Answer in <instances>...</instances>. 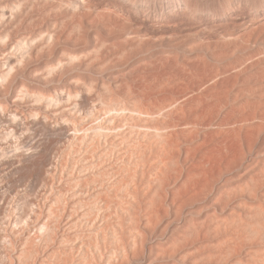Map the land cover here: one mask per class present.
I'll return each instance as SVG.
<instances>
[{
  "label": "rangeland",
  "instance_id": "1",
  "mask_svg": "<svg viewBox=\"0 0 264 264\" xmlns=\"http://www.w3.org/2000/svg\"><path fill=\"white\" fill-rule=\"evenodd\" d=\"M262 99L264 0H0V264H213L203 241L208 247L227 237L225 243L246 242L257 225L263 233L264 116L257 111L264 107ZM250 103L260 106H253L256 120L242 122L247 110L254 112ZM206 120L212 121L208 127ZM165 121L180 123L168 130L173 134H254V148L248 152L243 144L237 167H223L212 189L204 187L211 192L198 174L190 178L194 188L185 189L191 184L184 174L190 171L180 162L182 176L175 184L133 206L136 199L125 194L136 176L131 147L138 134H149ZM45 159L47 167L41 165ZM229 186L242 188L241 195L236 191L233 203L222 209L227 192L235 190ZM130 205L133 218L127 211L121 215ZM251 211L263 216L249 220L255 216H246ZM231 214L244 225L236 220L233 228ZM206 216L213 221L219 216L226 234L219 231V220L204 222ZM244 220L257 224L252 229L247 221L252 229L247 234ZM203 222L220 223L217 232L209 227L220 239L211 233L213 240L206 241L198 232L200 239L190 247L191 230ZM120 224L135 237L125 233L131 242L120 236ZM254 241L240 252L243 263L256 257L252 252H264V242ZM215 244L211 248L220 246ZM119 247L125 255L117 254Z\"/></svg>",
  "mask_w": 264,
  "mask_h": 264
},
{
  "label": "bare ground",
  "instance_id": "2",
  "mask_svg": "<svg viewBox=\"0 0 264 264\" xmlns=\"http://www.w3.org/2000/svg\"><path fill=\"white\" fill-rule=\"evenodd\" d=\"M20 45V44H19ZM25 48V47H24ZM21 50V49H20ZM12 58V57H11ZM11 63V62H10ZM11 66V65H10ZM12 67V66H11ZM10 70V69H9ZM10 74V73H9ZM3 80V79H2ZM40 99V98H39ZM254 100V99H253ZM252 100V102H254ZM263 100V99H262ZM54 101V100H53ZM256 101V100H255ZM258 101H256L255 103H257ZM260 103H261V100L259 101ZM38 103V102H37ZM263 105H260V106H264V100H263ZM261 103V104H262ZM247 104H249V102L247 103ZM251 104V108L250 109H252L253 108V106H256V104L255 105H252V103H250ZM259 105V104H258ZM246 106H248V105H246ZM259 106V107H260ZM44 107V106H43ZM259 107H257L256 106V108L257 109H259ZM249 108V107H248ZM255 108V109H256ZM262 108V107H261ZM261 108H260V110H257V111H260L259 112V114L260 113H262L261 115H259L260 116V118L262 119L263 118V116H264V110H261ZM264 108V107H263ZM262 108V109H263ZM43 109H45V108H43ZM245 109H247V108H245ZM66 110V109H65ZM162 111H164V110H162ZM252 111V110H251ZM253 111H254V108H253ZM73 112V111H72ZM250 112V111H249ZM160 113V112H159ZM258 112H250V113H248V110L245 112V114H247V115H243V119H242V122H244L243 120H246V121H248L249 119L250 120H252V119H254V120H256L255 118H256V114H257ZM73 114V113H72ZM71 115V114H70ZM185 115V114H184ZM188 115H189V113H188ZM194 115V114H193ZM257 115V116H258ZM150 116V115H149ZM168 116V115H167ZM259 116H258V118H259ZM1 117V116H0ZM188 117V116H187ZM137 118H138V116H137ZM192 118V117H191ZM193 118H194V116H193ZM259 118V119H260ZM77 119V118H76ZM142 119V118H141ZM163 119V118H162ZM183 119V118H182ZM197 119V118H196ZM241 119V118H240ZM258 119V120H259ZM260 119V120H261ZM264 119V118H263ZM79 120V119H78ZM139 120V119H138ZM143 120V119H142ZM178 119H176V121H177ZM187 119H185L184 121H183V123L181 122V119H180V123H182L183 125H186V124H189L190 125V122H188V120L186 121ZM4 121V120H3ZM8 121V120H7ZM41 121H43V120H41ZM48 121V120H47ZM170 121V120H169ZM168 121V122H169ZM207 121V120H206ZM206 121H205V125H207V127H208V125L209 124H211V122L212 121H210L209 123H208V121H207V123L208 124H206ZM5 122H6V120H5ZM9 122H10V120H9ZM35 122V121H34ZM44 122V121H43ZM124 122V121H123ZM137 122V121H136ZM150 122V121H149ZM158 122V121H157ZM167 121H165L164 122V124H162V125H160L159 127H156L155 129H153V131H151V133H149V134H138V143L136 144V146L134 147V148H132L131 147V155L137 160V165H136V167L134 168L135 170H133L134 172H132V173H135L136 174V176H134L133 177V180L132 179H130L131 178V176H130V180H132V184L134 185H132L133 186V188L131 189V190H128V192H125V194L126 193H128L130 196H131V198L133 197V198H135L136 200H133V199H131V198H129L128 199V194H127V198H126V201H127V199L128 200H132V201H134L135 203H133V206H136V205H134V204H138L137 206H139L140 204L139 203H137V201H140V202H142V204H143V202H144V200H145V198L146 197H149V196H153L154 194H156V196H155V198H157V197H159L160 195L158 194L160 191H162V190H166V189H163V188H166V186L167 185H169L172 181H173V183L175 184V182H176V179L175 178H177V175L179 176V177H181L182 176V170L180 169V167L181 166H179L180 164V162L183 164L182 165V167H184V169L185 170H187V172H189V173H187V174H184L185 175V177H186V180H188L189 182L191 181H193V179H190V178H194L193 176H191V175H197L196 177H198V176H201L202 175V177L200 178L199 177V179L198 180H202V182H200V181H195L194 183H196V186L197 185H201V183L204 185H201L202 187H203V189H205V188H209L210 190L212 189V188H210V186L211 185H213V183L218 179V177H220L221 176V174H222V170H223V167H224V169L225 170H227V171H231V170H233L235 167H237V165L239 164V162H240V160H241V158H242V154H243V152H244V150H246L245 149V147L247 148V151L248 152H251L252 150H253V139H254V134H212L211 132H209V133H211V134H184V131H182V132H179V134H173V132L172 131H170V132H172V133H170L168 130L169 129H171V128H173V127H178L179 125H180V123H179V125L177 126L175 123H174V125H172L173 124V120H172V124L170 125V124H168V122L166 123ZM198 122V123H197ZM197 122H195L196 124L195 125H197L198 127L200 126H205L202 122H199V121H197ZM241 122V121H240ZM11 123V122H10ZM38 123V122H37ZM155 123V122H154ZM246 123V122H245ZM12 124H14V123H12ZM33 124V123H32ZM191 124H193V123H191ZM218 124V123H217ZM17 125V124H16ZM53 125V124H52ZM62 125V124H61ZM119 125V124H118ZM182 125V126H183ZM188 125V126H189ZM46 126V125H45ZM158 126V125H157ZM187 126V125H186ZM17 127V126H16ZM59 127V126H58ZM66 126H64V128H65ZM197 127V128H198ZM206 127V128H207ZM52 128V127H51ZM50 128V129H51ZM67 128V127H66ZM118 128V127H117ZM145 128V127H144ZM194 128V127H193ZM196 127L194 128V130L195 129H197ZM205 128V127H204ZM108 129V128H107ZM175 129V128H174ZM181 129V128H180ZM200 129V128H199ZM130 130V129H129ZM192 130V129H191ZM50 131V130H49ZM110 131V130H109ZM132 131V130H131ZM189 131V130H188ZM144 132V131H143ZM169 132V133H168ZM191 132V131H190ZM193 132V131H192ZM197 132H198V130H197ZM64 133V132H63ZM127 133V132H126ZM175 133V132H174ZM176 133H178L177 132V130H176ZM181 133V134H180ZM112 134V133H111ZM108 135V134H107ZM110 135V134H109ZM122 135V134H121ZM133 135V134H132ZM116 137H117V135H116ZM116 137H114V139L116 138ZM131 137V136H130ZM124 138H126V137H124ZM132 139V138H131ZM117 140V139H116ZM119 140H122V138L121 139H119ZM127 140V139H126ZM130 140V139H129ZM193 140H198V143L195 145H193V146H191L189 149H186V150H182L181 149V146L182 145H184V143H187V142H189V141H193ZM111 141V140H110ZM115 141V140H114ZM124 141V140H123ZM122 141V142H123ZM132 141V140H131ZM135 141V140H134ZM116 142V141H115ZM119 142V141H118ZM129 144H130V142H128ZM121 144H123V143H121ZM243 144H245V147H244V149H243ZM125 145V144H124ZM116 146V145H115ZM119 146V145H118ZM185 146V145H184ZM186 147V146H185ZM189 147V146H188ZM123 148V147H122ZM128 149H130V148H128ZM135 149V150H134ZM120 150V149H119ZM128 152H129V150H128ZM185 156V157H184ZM186 156H187V158H186ZM47 157V156H46ZM45 158V157H44ZM128 158V157H127ZM132 158V157H131ZM31 159V158H30ZM47 159V158H46ZM44 160V161H42V164L40 163L41 161H39L38 163H40L43 167L44 166H46L47 167V164L49 165L50 164V161H49V159L48 160ZM39 160V159H38ZM41 160V159H40ZM133 160V159H132ZM135 160V161H136ZM12 161V160H11ZM51 162H52V160H51ZM11 163V162H10ZM189 163H191V166L189 167ZM6 165H7V163H5ZM12 164V163H11ZM10 164V165H11ZM133 164V163H132ZM189 164V165H188ZM41 166V167H42ZM45 167V168H46ZM120 167V166H119ZM128 167V166H127ZM132 167V166H131ZM44 168V169H45ZM41 170H42V168H41ZM120 170V169H119ZM129 170V169H128ZM122 171V170H121ZM124 171V170H123ZM259 171H261V170H259ZM120 172V171H119ZM125 172V171H124ZM130 172V173H131ZM40 173V172H39ZM42 173V172H41ZM43 173H44V171H43ZM185 173V172H184ZM228 173V172H227ZM259 173V172H258ZM257 173V174H258ZM129 174V173H128ZM200 174V175H199ZM218 174V175H217ZM40 175V174H39ZM43 175V174H42ZM123 175V174H122ZM134 175V174H133ZM132 175V176H133ZM259 175H260V173H259ZM44 176V175H43ZM189 176H191V177H189ZM249 176V175H248ZM41 177V176H40ZM187 177H189L188 179H187ZM261 177H264V176H261ZM42 178V177H41ZM250 178H251V176H250ZM260 178V177H259ZM128 179V180H129ZM174 179H175V181H174ZM196 179V178H195ZM256 179V178H255ZM181 180H184V177L183 178H181ZM181 181V182H179V183H183L184 184V182H187V181ZM249 180H252V182L251 183H253L255 180H254V178L253 179H249ZM254 180V181H253ZM110 181V180H109ZM177 181H178V179H177ZM257 181V180H256ZM255 181V183H253L255 186H257L256 184H258L257 182ZM259 181H260V179H259ZM190 182V184L191 185H189V183H188V185H185V189H188V188H186V186H188V187H190V186H194L195 184H192ZM200 182V184H198ZM108 183V182H107ZM129 183V182H128ZM178 183V184H179ZM219 183V182H218ZM130 184V183H129ZM239 184V183H238ZM241 184V183H240ZM253 184H251V186L253 185ZM131 185V184H130ZM173 185V184H172ZM171 185V186H172ZM220 185H221V183H220ZM236 185H237V183H236ZM244 185V184H243ZM246 185H248V184H245V186ZM252 186L253 187V191H255L256 190V188H255V186ZM170 186V185H169ZM170 186V187H171ZM181 186H182V184H181ZM195 186V187H196ZM228 186V185H227ZM249 186H250V184H249ZM250 186V187H251ZM258 186H259V184H258ZM128 187V186H127ZM184 187V186H183ZM205 187V188H204ZM215 187V186H214ZM214 187H213V189H214ZM217 187V186H216ZM230 187V186H229ZM238 187V186H237ZM251 187V188H252ZM261 187V186H260ZM144 188H145V190H144ZM147 188V189H146ZM176 188V187H175ZM191 189L192 188H194V187H190ZM218 188V187H217ZM222 187H220V189H221ZM233 187H230V189H232ZM236 188V187H235ZM235 188H233V189H235ZM240 187H238L237 188V190L235 189V190H231V194L228 196V193H229V191L227 192V195H225L226 197H228V198H226V197H224L223 195V199L224 198H226V199H224V200H226V201H223V203H221L220 204V201H219V203L218 204H220V206H221V208L222 209H225V208H227V206H228V204L229 203H233V199H234V197L235 196H237L238 195V193L240 194L241 192H238V191H241L242 190V188H241V190L239 189ZM251 188H249V190L251 189ZM258 188V187H257ZM162 189V190H161ZM190 189V190H191ZM219 188L217 189V190H220ZM223 189V188H222ZM230 189H227L226 188V190H230ZM239 189V190H238ZM248 189V187H246V189L244 188V190H247ZM160 190V191H159ZM172 190H174L173 188H172ZM177 190V189H176ZM181 190H184V189H181ZM205 190H207V189H205ZM206 191V192H211V191ZM216 190V191H217ZM126 191V190H125ZM186 191V190H185ZM198 191V190H197ZM235 191V192H234ZM236 191H237V195H236ZM248 191V190H247ZM154 192V193H153ZM172 192V191H171ZM177 191H175L174 192V194L176 193ZM199 192V191H198ZM200 192H202V191H200ZM204 192V191H203ZM213 192V191H212ZM251 192V191H250ZM153 193V194H152ZM160 193H162V192H160ZM165 193V192H164ZM173 193V192H172ZM181 193V192H180ZM187 193V192H186ZM186 193H184V194H186ZM191 193V192H190ZM192 193H193V190H192ZM222 193H224V190H223V192ZM226 193V192H225ZM247 193V192H246ZM252 193V192H251ZM255 193V192H254ZM152 194V195H151ZM173 194V195H174ZM176 194H178V193H176ZM197 194V193H196ZM205 194H207V193H205ZM215 194V193H214ZM217 194H219V193H217ZM221 194V193H220ZM243 194H244V191H243ZM250 193H248V195H249ZM149 195V196H148ZM162 195V194H161ZM171 195V194H170ZM181 195V194H180ZM202 195H204L203 193H202ZM241 195V194H240ZM247 195V196H248ZM122 196V195H121ZM125 196V195H124ZM175 196V195H174ZM173 196V198L175 199V198H179L178 196L177 197H174ZM183 196V195H182ZM190 196H191V194H190ZM193 196V195H192ZM201 196V195H200ZM207 196V195H206ZM219 196V198H220V196L221 195H218ZM217 196V197H218ZM250 196V195H249ZM255 196V195H254ZM185 197V196H184ZM202 197V196H201ZM214 197V196H213ZM259 197V196H258ZM152 198V197H151ZM153 198H154V196H153ZM161 198V197H160ZM183 198V197H182ZM186 198V197H185ZM188 198V197H187ZM218 198V199H219ZM236 198V197H235ZM251 198H253V197H251ZM255 198V197H254ZM124 199V198H123ZM149 199V198H148ZM181 199V198H180ZM198 199V198H197ZM197 199H196V201H197ZM204 199V198H203ZM220 199H222V197L220 198ZM153 200V199H152ZM154 200H156V199H154ZM159 200V199H158ZM176 200V199H175ZM184 200H187V199H184ZM200 200V199H199ZM216 200V199H215ZM132 201H127V202H129V203H132ZM146 201V200H145ZM147 201H149V200H147ZM150 201H151V199H150ZM126 202V203H127ZM173 202V201H172ZM176 202V201H175ZM178 202V201H177ZM181 202V201H180ZM183 202V201H182ZM125 203V204H126ZM146 203V202H145ZM151 203V202H150ZM187 203H189V202H187ZM242 203H243V201H242ZM181 204V203H180ZM179 204V205H180ZM190 204V203H189ZM235 204V203H234ZM233 204V205H234ZM256 204V203H255ZM255 204H254V206H255ZM260 204V203H259ZM262 204V203H261ZM129 205V204H128ZM132 205V204H131ZM127 206L128 208H129V210H126L127 209V207L125 206L124 208H126L125 210H124V208L122 209V211H121V215H122V212L124 211H127L128 213V215L130 214L129 213V211L131 210L132 211V209L134 208L133 206ZM178 205V204H177ZM182 205V204H181ZM184 205V204H183ZM244 204H242V206H243ZM136 206V207H137ZM176 206V205H175ZM241 205H239V207H240ZM245 206V205H244ZM243 206V207H244ZM253 206V208H255ZM123 207V206H122ZM121 207V208H122ZM131 207H133V208H131ZM237 207V206H236ZM235 207V208H236ZM242 207V208H243ZM246 207V206H245ZM244 207V208H245ZM248 207V206H247ZM258 207V206H257ZM257 207H256V209H257ZM264 207V206H263ZM177 208V207H176ZM175 208V209H176ZM216 208V207H215ZM241 208V209H242ZM250 208V207H249ZM252 208V207H251ZM179 209V208H178ZM217 209H219V208H217ZM221 209V210H222ZM232 209V208H231ZM230 209V210H231ZM246 209V208H245ZM121 210V209H120ZM215 210V209H214ZM243 210V209H242ZM251 210V209H250ZM249 210V211H250ZM96 211V210H95ZM254 211V210H253ZM257 211H259V210H257ZM261 211V210H260ZM264 210H262V212H263ZM179 212V211H178ZM214 212V211H213ZM224 212V211H223ZM231 212V211H230ZM237 212H239V211H237ZM236 212V213H237ZM255 212V211H254ZM261 212V213H262ZM126 213V212H125ZM132 213V212H131ZM212 213V212H211ZM233 213V212H232ZM246 213H247V210H246ZM250 212H248V215L246 214V216H253L254 214H255V216H253V217H256V218H250V217H245V215H244V219H249V220H252V219H259L257 216H256V214L258 215V214H260V213H252V211H251V214H249ZM125 215V216H127V219H130V218H133V217H131L132 216V214H130V218H129V216L128 215ZM214 214H215V212H214ZM226 214V213H225ZM230 213H229V210H228V215H229ZM243 214H244V211H243ZM253 214V215H252ZM264 214V213H263ZM207 215L209 216V214L207 213ZM216 215V214H215ZM234 215H235V217L236 216H238V217H234ZM262 214H260V218L263 216H261ZM124 216V215H123ZM208 216H206L207 218L206 219H204V222L205 221H208L209 223H211L214 219L213 218H211V220H210V217L208 218ZM212 216V215H211ZM231 216H233V220H232V218H230L233 222L231 223V221H230V225H232V227H233V223H234V225H238V223H237V221L236 220H238L239 218H240V216L239 215H237V214H231ZM230 216V217H231ZM259 216V215H258ZM215 217V216H214ZM219 217V216H218ZM218 217L216 216V219L217 220H215V221H213L214 223H216L219 219H218ZM222 217H224V216H222L221 215V218ZM226 217V216H225ZM225 217L223 218L224 219V221H225ZM264 217V216H263ZM263 217L259 220V222H263L264 223V219H263ZM120 218V217H119ZM121 218H123L122 216H121ZM125 218V220H121L123 223L124 222H126V221H129V220H127L126 219V217H124ZM243 218V217H242ZM190 219V218H189ZM188 219V220H189ZM223 219H221L222 221H223ZM227 219V218H226ZM118 220H120V219H118ZM131 220L132 219H130V222H131ZM211 222H210V221ZM235 220V221H234ZM249 220H247V221H249ZM133 221V220H132ZM190 221H192V219L190 220ZM238 221H240V222H242L241 221V219L240 220H238ZM245 221V220H244ZM247 221H245V223H247ZM256 221V220H255ZM119 222V221H118ZM136 222V221H135ZM187 222V221H186ZM204 222H203V225H205V227L202 225V227H201V224L199 223H197L196 224V226L197 225H199V226H197V227H199L200 229L199 230H197L196 228L197 227H194V223H190L194 228L191 230L192 231V233H194L195 234V236L193 235H190V233H189V237L191 238V236H192V238H191V244H190V247H191V245L192 244H194L193 243V241H196V242H198V240L200 239L199 237L197 238V236H199V234L201 233L203 236H201V238L202 239H204V240H210V238L209 237H211V233L213 232V230H216V232H217V230H219L218 228L216 229V226L215 225H219L220 223V227H221V225L224 227L225 225H223L222 223H224V222H220V220H219V224H215L214 225V223H212L213 225H214V227H213V225H211L212 227H213V230H212V228H211V231H209V227H211V226H208L206 223H208V222H206L205 224H204ZM228 222V223H227ZM236 222V223H235ZM239 222V223H240ZM258 222V221H257ZM82 223V222H81ZM119 223H121V222H119ZM122 223V224H123ZM249 223H251L250 225V227H252V225L255 227L257 224L255 223V222H250L249 221ZM253 223V224H252ZM125 224V223H124ZM123 224V225H124ZM130 224V223H129ZM133 224H134V221H133ZM187 224L189 225V223L187 222ZM225 224V223H224ZM226 224H229V221H226ZM242 224L244 225V223L242 222ZM242 224H240V225H242ZM254 224H256V225H254ZM83 225V224H82ZM128 225V224H127ZM230 225H228L229 227H231ZM236 225V226H237ZM247 226H246V228H248L249 226H248V223L246 224ZM262 225V224H261ZM261 225L259 224V227H261ZM114 226H116V225H114ZM129 226H132V225H129ZM136 226V225H135ZM227 226V227H228ZM258 226V225H257ZM255 227L254 228V230L253 231H255V234L253 235V231H252V229H253V227H252V229L249 227L247 230H246V228H245V226L243 227V228H245V230H243V231H245V232H243V233H246L247 231H252L251 233H252V238H250L251 236H250V234L249 235H243V236H245L244 237V239H246V237H248V236H250V237H248V238H250V240L249 239H246L247 241H248V244H249V242L251 243V241H254V240H256V242H261L262 244H263V242H264V236H261V235H264V232L262 233L261 231H259V230H262L261 228H258V227ZM117 227V226H116ZM119 227H121L119 230L121 231H119L120 233H121V237L122 238H124V236L126 235V234H128L129 232H130V235H132V233H131V231H125V230H127L126 229V225H124V228H125V233L123 232V227H122V225L120 224V226ZM187 227V226H186ZM240 227H242V226H240ZM131 228V227H130ZM234 228V227H233ZM237 228V227H236ZM235 228V229H236ZM242 228V229H243ZM256 228H258V230L256 229ZM263 228H264V226H263ZM118 229H116L115 228V233H117L116 232V230L118 231ZM133 229V228H132ZM184 229V228H183ZM194 229H196L195 230V232H194ZM205 229H207L208 230V232L210 233V236H209V234H208V232H207V230H205ZM223 228L221 227V229L219 230V231H221ZM226 229V228H225ZM229 229H231V228H229ZM239 229V228H238ZM257 231H256V230ZM134 230H135V228H134ZM185 230H186V228H185ZM185 230H183V231H185ZM224 230V229H223ZM222 230V231H223ZM233 230V229H232ZM240 230V229H239ZM113 230H111V232H112ZM183 231H182V233H183ZM219 231H218V233H219ZM237 231V230H236ZM114 232H112L113 233V235L115 234ZM136 232H137V230H136ZM136 232L134 233V231H133V233L136 235V238L138 239V236L137 235H140L139 233L138 234H136ZM187 232V231H186ZM185 232V233H186ZM189 232V231H188ZM199 232V234L196 236V233H198ZM215 232V231H214ZM223 232H225V234H226V231L224 230ZM222 232V234L224 235V233ZM227 232H229V231H227ZM241 232H242V230H241ZM240 232V233H241ZM123 233V234H122ZM218 233H212V234H215V237H217L218 236ZM221 233V232H220ZM247 234V233H246ZM122 235H124V236H122ZM184 235V234H183ZM230 235H233V234H231L230 233ZM235 235V234H234ZM236 235H237V233H236ZM239 235V234H238ZM241 235V234H240ZM112 236V235H111ZM115 236V235H114ZM119 236V235H118ZM129 235H126L125 236V239H126V237H128ZM214 236V235H213ZM220 236H221V234H220ZM242 236V237H243ZM117 237V236H116ZM115 237V238H116ZM121 237H119V239L121 238ZM185 237V236H184ZM214 237V238H215ZM226 236H224V238H225ZM230 237V236H229ZM255 237V238H254ZM121 238V239H122ZM128 238H135V237H133V235H132V237H128ZM126 239V240H129V239ZM194 238H196V240L194 239ZM209 238V239H208ZM217 238H219V236L217 237ZM222 238V237H221ZM228 238V237H227ZM225 239V240H223V241H220V244L219 243H217L218 241H216L215 240V242L218 244V245H220V246H218L217 244H215L214 243V241H213V244H211L210 243V246L208 247V246H206V245H208V243L209 242H205V241H203L204 243H205V250H206V253L207 254H205V253H203V250H204V248H203V250L201 249L200 250V246L198 247V246H196L195 248L197 249H195L194 248V246L192 247V248H194L193 249V251H199L200 250V252L202 251V255L203 254H205V257H206V255L211 259L212 258V260H210L209 258H208V260L210 261V263L213 261V264H215L216 262V260H215V256L217 257V258H219L220 257V259H221V261H223V262H227L226 260H228V261H231L230 263H232V264H264V252H261V251H264V249L262 248V250L260 251L261 253H259L258 251L255 253V252H252V256L253 255H255L256 257L254 258V256H253V258H251V259H249L250 260V262H248V263H243L242 261H241V258H240V252L244 249V245H246V243H247V241L246 242H243V239L241 238L240 239V241H238L237 242V240H234L233 238H231L232 239V241H235L234 243L231 241V239L229 238V240L231 241V244H233V245H231L230 243H228V241H227V243H225L226 242V240H228V239ZM240 237L238 236V238H236V239H239ZM257 238V239H256ZM262 238H263V241H261L262 240ZM121 239L120 240H118V241H120V242H122L121 241ZM132 239H130V240H132ZM182 239H184L183 237H182ZM211 239L213 240V237H211ZM220 239V238H219ZM219 239H217V240H219ZM223 239V238H222ZM254 239V240H253ZM113 240H116V239H114L113 238ZM129 240V241H130ZM117 241V240H116ZM133 241H136V240H133ZM127 242V241H126ZM131 242V241H130ZM202 242V241H201ZM200 242V243H201ZM223 242V243H222ZM255 242V241H254ZM116 243V242H115ZM123 243V242H122ZM128 243V242H127ZM133 243V242H132ZM135 243V242H134ZM204 243H202V245H204ZM221 243L222 244H224V245H222L221 246ZM129 245L131 244V243H128ZM184 244V243H183ZM214 244H215V247L216 246H218L217 248H211V247H213L214 246ZM255 244V243H254ZM257 244V243H256ZM260 244V243H259ZM117 245H118V242H117ZM119 245H121V244H119ZM127 245V244H126ZM132 245V244H131ZM195 245H197V244H195ZM199 245H201V244H199ZM248 246V245H247ZM116 247V246H115ZM199 249H198V248ZM203 246H201V248H202ZM120 248V247H119ZM218 249V250H217ZM253 249V248H252ZM252 249H250L249 248V250H248V252L249 251H252ZM120 250H121V248H120ZM204 250V251H205ZM246 250V249H245ZM246 250V251H247ZM255 250H256V248H255ZM258 250V249H257ZM117 251V250H116ZM124 251V250H123ZM215 251H217V252H215ZM246 251H243V252H246ZM115 254H116V252H114ZM119 253H122V250L120 251V252H118L117 254H119ZM125 253H126V249H125ZM125 253L123 254H121L122 256L123 255H125ZM199 253V252H198ZM247 253V252H246ZM245 253V254H246ZM244 255V254H243ZM250 255V256H251ZM117 256V255H116ZM119 256H120V254H119ZM193 256H194V254H193ZM192 256V257H193ZM210 256H212V257H210ZM115 256H113V258H114ZM198 258L199 257H201V255L200 256H197ZM197 257H195V258H197ZM242 257V256H241ZM245 257V256H244ZM247 257V256H246ZM121 258V257H120ZM195 258H194V260H195ZM197 258V259H198ZM214 258V259H213ZM196 259V260H197ZM200 260H201V258H199ZM198 259V261H200ZM222 259H224V260H222ZM120 260V259H119ZM195 260V261H196ZM203 260H205V261H208L207 260V258H204L203 257ZM245 260H246V258H245ZM194 261V262H195ZM197 261V262H198ZM208 261V262H209ZM218 261V263L217 264H221V262L219 263V261L220 260H217ZM112 262V261H111ZM111 262H109V264H111ZM215 262V263H214ZM222 262V264H224ZM247 262V261H246ZM74 263V262H73ZM113 263V262H112ZM201 263H203V262H201ZM230 263H228V264H230ZM114 264V263H113ZM204 264V263H203ZM205 264H206V262H205ZM209 264V263H208ZM227 264V263H226Z\"/></svg>",
  "mask_w": 264,
  "mask_h": 264
}]
</instances>
